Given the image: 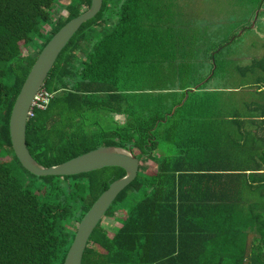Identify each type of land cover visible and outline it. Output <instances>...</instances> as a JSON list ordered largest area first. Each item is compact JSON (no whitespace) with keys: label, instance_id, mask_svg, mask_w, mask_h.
<instances>
[{"label":"trees","instance_id":"trees-1","mask_svg":"<svg viewBox=\"0 0 264 264\" xmlns=\"http://www.w3.org/2000/svg\"><path fill=\"white\" fill-rule=\"evenodd\" d=\"M59 2L0 0V264H64L76 235L68 227L126 175L105 167L38 177L13 153L18 93L40 52L91 4L70 0L67 16L55 18ZM172 5L103 0L51 70L44 88L54 96L29 119L28 149L45 167L107 146L140 161L104 215L121 227L110 234L102 221L82 264H264V58L231 69L217 57L229 42L164 50L172 33L164 37L160 22ZM235 74L239 84L227 86ZM212 78L226 82L208 89ZM250 86L256 91L238 96ZM163 142L171 152L160 151Z\"/></svg>","mask_w":264,"mask_h":264},{"label":"water","instance_id":"water-1","mask_svg":"<svg viewBox=\"0 0 264 264\" xmlns=\"http://www.w3.org/2000/svg\"><path fill=\"white\" fill-rule=\"evenodd\" d=\"M102 2L103 0H91L90 8L68 22L40 52L27 81L12 105L9 116V137L13 153L20 165L34 176H74L97 171L105 167H120L126 171L124 177L112 182L102 192L85 215V218L79 224L74 242L64 264H82L85 251L94 231L103 221L105 213L117 196L137 178L140 168V161L136 155L131 150L122 147H101L52 167H45L38 163L28 149L26 131H28L30 106L34 96L45 86L57 59L74 36L99 13ZM260 11H263V9ZM259 12L256 13L255 21L258 19ZM255 24L256 22H254ZM197 87L198 85L194 86L190 91H194ZM186 96L187 93H185L181 103ZM174 109L175 107H173ZM123 117L124 115L122 114H114L115 119Z\"/></svg>","mask_w":264,"mask_h":264},{"label":"rangeland","instance_id":"rangeland-1","mask_svg":"<svg viewBox=\"0 0 264 264\" xmlns=\"http://www.w3.org/2000/svg\"><path fill=\"white\" fill-rule=\"evenodd\" d=\"M187 1H189L187 5L190 8L187 11L181 9L183 11L181 12L182 19L176 18L174 20L173 12L170 11L167 19L160 22L164 30L171 33L192 32L197 36V39L205 41L203 43L204 48H212L213 50L229 42L228 46L217 57L219 60L230 62L231 69L236 67L245 68L251 64L252 60L264 58V38L261 36V33L264 32V10L260 12L261 19L255 21L256 13L262 10V8L264 9V6L260 8L264 0ZM69 2L70 0H60L54 12L55 18L67 16L64 8ZM179 5L181 6V4ZM254 22L257 25H254ZM185 25L191 26V28H185ZM233 37L236 38L233 40ZM196 48L204 49L200 46ZM33 54L37 56V53ZM178 66L179 68L181 67L180 65ZM208 71V68H204L203 73L206 74ZM230 78L229 85L227 86L239 84L237 83L239 80L238 75L235 74ZM189 79L192 80V76ZM225 82L222 78H212L208 82L207 87L224 85L223 83ZM253 90L254 88L250 86L241 92L249 93L248 91ZM100 124L105 126L109 122L107 123L106 119H100ZM160 147V151H164V153L171 152L170 146L165 142ZM133 199H136V197ZM124 215L125 212L120 207H116L114 217L120 219ZM78 227L79 225H73L70 228L68 227L67 230L73 232L75 229L77 232ZM102 227L110 234H113L121 225L112 218H103Z\"/></svg>","mask_w":264,"mask_h":264},{"label":"crops","instance_id":"crops-1","mask_svg":"<svg viewBox=\"0 0 264 264\" xmlns=\"http://www.w3.org/2000/svg\"><path fill=\"white\" fill-rule=\"evenodd\" d=\"M164 1L173 4L172 5V10H173V19L174 20H176V18L182 19L181 12H183V11H181V9H183L184 11H187L190 8L187 5V3L189 2L187 0H164ZM179 4H181V6ZM185 28H191V26L185 25ZM167 33L168 32L162 33V35L164 37H167ZM261 34H262L261 36L264 38V32H262ZM170 37L172 39H170V40L168 39L166 43L165 42H163V44L160 43L161 45H165L166 46V47H164V50H166V51L174 49V50H177V51L192 52V51H207V50L211 49V48H204V44L203 43L205 41H203L201 39H197V36L195 34H193L192 32H183V33L176 32V33L170 34ZM148 44L154 45L153 42H148ZM171 46H175V47L171 48ZM197 46L203 47L204 49H197L196 48ZM185 79L189 80L188 77L185 78ZM212 87L213 86H210V87H208V89H211ZM253 88H254L253 91H256V88L255 87H253ZM244 89H247V88H244ZM242 90L243 89H240V91L237 90L238 96L241 93H244V92H241ZM248 92H252V91H248ZM245 93H247V92H245Z\"/></svg>","mask_w":264,"mask_h":264},{"label":"built area","instance_id":"built-area-1","mask_svg":"<svg viewBox=\"0 0 264 264\" xmlns=\"http://www.w3.org/2000/svg\"><path fill=\"white\" fill-rule=\"evenodd\" d=\"M53 96L54 93L47 91L44 87L40 89L31 102L29 117H33L37 110L46 109Z\"/></svg>","mask_w":264,"mask_h":264},{"label":"flooded vegetation","instance_id":"flooded-vegetation-1","mask_svg":"<svg viewBox=\"0 0 264 264\" xmlns=\"http://www.w3.org/2000/svg\"><path fill=\"white\" fill-rule=\"evenodd\" d=\"M264 5H262L260 8H262ZM263 9V8H262ZM264 10V9H263ZM260 12H262V11H260ZM259 12V18L258 19H261V13ZM261 21V20H260ZM255 25H257V24H255ZM256 28V27H255ZM256 33H257V30H256ZM258 34V33H257Z\"/></svg>","mask_w":264,"mask_h":264}]
</instances>
